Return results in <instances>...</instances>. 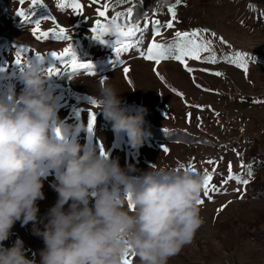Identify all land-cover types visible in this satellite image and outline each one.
<instances>
[{"label":"rangeland","instance_id":"1","mask_svg":"<svg viewBox=\"0 0 264 264\" xmlns=\"http://www.w3.org/2000/svg\"><path fill=\"white\" fill-rule=\"evenodd\" d=\"M133 2L79 0L82 8L77 13L69 6L61 8L62 0H39L35 6L32 0L23 3L0 0V34L4 36L0 37V90L6 84H14L18 96L23 89L19 79L22 65L15 64L16 52L21 47L29 50L23 60L36 59L37 52L45 55L42 60L45 70L53 66L60 69L47 81V87L56 98L57 115L67 124L85 126L75 137L82 146H95L97 151L103 149L111 159H118L122 168L133 165L137 170L135 174L148 171L154 164L177 169L181 164L193 165L196 172L204 175L207 169L213 176L212 183L220 187V191L210 192L211 199L203 195V189L201 199L205 203L200 205V213L205 222L195 233L192 243L170 258L168 264H264V237L262 241H254L241 235L244 220L264 209V199L249 198L246 185L236 181L221 184L229 162L233 173L241 179L250 181L254 177L252 171V175H248L249 167L243 163L242 168L241 163L251 146L250 139L259 138L264 132V0H179L173 6L157 7L149 16L132 22L141 29L148 23L146 30L131 38L133 42L139 39L140 44L116 57L115 36L106 35L105 42L101 43L93 38L92 28L97 20L107 24L117 12L126 13ZM105 4L108 5L107 18H101L97 9H103ZM170 7L176 11L171 29L164 27L172 20ZM20 11L30 19L26 21L18 16ZM45 16L49 19H44ZM126 19L122 16L117 23L124 26ZM35 20L40 21L41 31H58L63 27L71 39L37 40L33 35ZM152 20L161 22L158 36L153 35ZM177 31L199 32L200 35L192 39L208 44V51L200 53L201 59L186 58L192 72L174 59L156 65L139 55L141 50H147L153 39L165 45L175 44L179 39L175 35ZM69 44L82 62L93 65L95 75L82 69L74 72L48 55L62 52ZM237 54H243L247 70L232 62ZM211 56H215V63L208 59ZM125 67L129 69L127 74L123 71ZM216 72L220 75H215ZM101 79H107L116 87L122 106L130 113L134 114L139 106L147 109L143 127L157 128L154 134L162 136L186 131L219 145H199L189 150L178 141L147 137L144 146L133 149L126 134L114 132L103 112L91 103L98 94ZM91 112L95 113V122L89 132ZM164 148L169 151L165 152ZM259 148L257 159H264V143ZM208 160L214 163L209 164ZM55 180V173L48 174L42 189L45 199L37 202L46 214L57 200V193L51 186ZM262 232L264 235V224ZM17 238L24 242L27 258L39 264L44 242L34 243L18 222L9 239L3 242L4 247H11ZM128 259L131 264H138L133 254H129Z\"/></svg>","mask_w":264,"mask_h":264},{"label":"clouds","instance_id":"2","mask_svg":"<svg viewBox=\"0 0 264 264\" xmlns=\"http://www.w3.org/2000/svg\"><path fill=\"white\" fill-rule=\"evenodd\" d=\"M49 76L42 60L27 59L21 93L14 84L0 90V264H37L21 239L3 245L18 221L22 227L31 222L43 239L39 264H125L129 254L138 264H168L203 224L198 201L205 175L157 164L135 174L133 165L122 168L106 151L82 146L75 137L85 126L59 119ZM97 93L113 131L126 134L133 149L144 146L147 109L130 113L107 79ZM50 173L57 200L41 229L37 202L45 199Z\"/></svg>","mask_w":264,"mask_h":264},{"label":"snow or ice","instance_id":"3","mask_svg":"<svg viewBox=\"0 0 264 264\" xmlns=\"http://www.w3.org/2000/svg\"><path fill=\"white\" fill-rule=\"evenodd\" d=\"M21 3L24 2V0H20ZM97 0H93V3H96ZM121 2H124V0H121ZM37 3H39V0H32L33 6H35ZM176 3H179V0H176ZM65 6L71 7L75 12L79 13V11L82 8V5L79 3V0H62V3L60 4V7L63 8ZM168 11L171 13L172 20H169V22L164 25V27H167L169 29L174 27L173 21L176 18V11L174 7H170ZM107 12H108V5L105 4L103 6V9H97L98 16L101 18H107ZM18 16L23 17L26 21L30 18L23 12L20 11L17 13ZM33 16L35 13L32 14ZM126 16L125 25L121 26L117 21L120 17ZM132 17H133V9L128 8L126 13L123 12H117L115 16L111 18V21L109 23H102L101 20L96 21V26L92 28V32L95 34L93 36L94 39L99 40L101 43H104L103 37L106 35H113L115 36V40L113 41V48L116 53V57H119L122 52L128 51L130 48L136 47L138 44H140V40L137 39L135 42L131 38H134L137 36V33H140L148 28V23L145 24L144 29H141L139 26H133L132 24ZM44 19H49V17L45 16ZM35 27L33 28V35L36 37L37 40H69L71 37L66 34V30L63 27H60L58 31L53 30L52 32L48 31H41L40 30V21L35 20ZM151 24L153 26V35L158 36L160 35L161 31V22L159 20H152ZM176 37L179 38L178 41L175 44H162L157 43L155 39H153L152 43L147 47L146 51L141 50L139 52V55L149 61L154 62L156 65H159L161 61L168 60V59H174L176 61H179L188 72H192L193 69L188 66L187 59L191 58L194 60L201 59L200 53L201 52H207L208 51V44L206 43H200L195 39H192V37H198L200 35L199 32H179L177 31L175 33ZM213 35H215L213 33ZM29 51L26 48L21 47L15 55V64L16 65H23L25 60H23V56L25 52ZM36 58L43 60L45 55H42L40 53H36ZM48 55L51 57H54L56 60L60 61V63L64 64L66 67L71 68L72 71L77 70H86L89 74L95 75V73L92 71L93 65L90 62H82L76 55V53L73 50L72 44H69L67 47L63 49L62 52H51ZM212 63H215V56H211L208 58ZM232 62L238 64L239 67L246 68V64L244 63V56L243 54H237L234 58H232ZM2 71V69H0ZM60 69L53 66L48 69L49 75H56ZM124 73L127 74L129 69L125 67L123 69ZM161 80L164 78L160 76V74L156 73ZM215 75L219 76L220 73L216 72ZM131 83V81H129ZM175 91V89H173ZM177 95H181L182 93L177 92ZM91 103L94 106H98L97 102L95 100H92ZM201 107V106H197ZM95 122V113H90V121L88 125V130L91 132L92 125ZM188 122H191V114H188ZM58 132V130H57ZM165 152H168L169 150L167 148H164ZM101 152L103 154V149H101ZM237 155H239L237 153ZM207 163L213 164L214 161L208 160ZM241 167H244L243 162L241 163ZM249 172L248 175L251 176V166L249 165ZM179 169H192L195 171V168L193 165H188L185 167V165L181 164L178 168ZM215 171V169H213ZM205 182H204V193L203 195L207 197L208 199H211L210 192H218L220 191V187L216 186L213 181V176L211 173L207 172V169H205ZM229 181H236L237 183L247 185L248 180L241 179L239 175H235L233 173L232 164L231 162L228 163L227 167V173L224 174L223 179L221 180L222 185H226ZM239 191V189H237ZM200 205H203L205 203L204 199H201L198 201ZM222 210V209H220ZM218 210V211H220ZM125 264H131V262L128 259V255L125 258Z\"/></svg>","mask_w":264,"mask_h":264},{"label":"trees","instance_id":"4","mask_svg":"<svg viewBox=\"0 0 264 264\" xmlns=\"http://www.w3.org/2000/svg\"><path fill=\"white\" fill-rule=\"evenodd\" d=\"M176 4V0H134L132 9L133 17L132 22L136 23L142 18H145L152 14L157 7L161 6H173ZM1 12V11H0ZM0 37H4L0 34ZM13 41V40H12ZM1 42V40H0ZM146 132L150 133V138L161 139L165 141H178L185 144L189 150L195 149L199 145L217 146L219 143L204 137L202 135L192 134L186 131H178V134H163L158 136L154 134V131L158 130L155 127L147 125L143 127ZM251 146L245 151V157L243 163L246 166H251V171L254 173V177L246 185V191L249 193L248 197L253 199H264V159H257L260 153V145L264 143V132L259 138H251ZM46 210L39 209L38 218L40 223L37 227L43 229L44 224L47 222ZM21 226V223L18 221ZM264 224V209L257 210L256 214L251 219L244 220L241 227V235L248 236L254 241H262L264 237L262 232V225ZM33 242H43V239L33 234V225L30 222L27 226H23ZM36 240V241H35Z\"/></svg>","mask_w":264,"mask_h":264},{"label":"built area","instance_id":"5","mask_svg":"<svg viewBox=\"0 0 264 264\" xmlns=\"http://www.w3.org/2000/svg\"><path fill=\"white\" fill-rule=\"evenodd\" d=\"M200 216H201L203 222H205V218H204V216L201 213H200Z\"/></svg>","mask_w":264,"mask_h":264}]
</instances>
